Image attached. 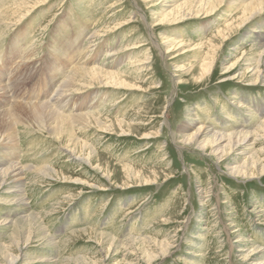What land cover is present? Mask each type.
I'll list each match as a JSON object with an SVG mask.
<instances>
[{
    "label": "rangeland",
    "instance_id": "obj_1",
    "mask_svg": "<svg viewBox=\"0 0 264 264\" xmlns=\"http://www.w3.org/2000/svg\"><path fill=\"white\" fill-rule=\"evenodd\" d=\"M16 1L0 0V15ZM186 2L47 0L0 22V120L12 138L0 140V172L27 169L0 187V264H258L262 166L235 174L241 151L217 156L185 140L201 126L253 133L264 122V12L240 27L241 9L225 0L212 16L160 24ZM167 41L184 46L168 53ZM207 56L214 66L202 78ZM77 68L120 73L133 87L67 86ZM42 104L71 117L76 152L36 117ZM88 114L99 123L79 120ZM254 140L247 157L264 148ZM29 215L43 231L27 242L29 227L16 224ZM109 239L117 246L107 262Z\"/></svg>",
    "mask_w": 264,
    "mask_h": 264
},
{
    "label": "bare ground",
    "instance_id": "obj_2",
    "mask_svg": "<svg viewBox=\"0 0 264 264\" xmlns=\"http://www.w3.org/2000/svg\"><path fill=\"white\" fill-rule=\"evenodd\" d=\"M46 1L47 0H19V1H16L12 5L14 7V9L13 8L12 9L11 8L10 9H6V11H4L3 14L0 15V22H4L5 23L6 20H12L10 17L20 18L21 16H25V13L30 12L31 9L35 8L37 5H40L41 3L46 2ZM242 1L241 0L240 1L232 0V2H231L233 5H235V6H237V7H239L241 9L242 17H240V19L242 20V22L240 24L241 25L240 27L244 26L245 24H248L249 21H251L253 18L255 19L259 15H262V13L264 12V0H251V2L248 3V4L246 2H242ZM143 2H146L148 5L151 4V6L154 7V5H152L153 4L152 3L153 0H143ZM224 2H225V0H187V2L184 5H182L181 7L179 6V8L176 9V10L179 11L178 15H180V16H177V18H175L174 21L169 20V16L173 15V11H170L167 14L163 13V15L165 17L163 19H160L159 21H160V24H176V23L182 22L184 20L191 19L193 17L194 18L200 17L201 14L202 15H206L207 17L208 16H212L219 9V7H221L223 5ZM31 3H33V5ZM24 11H25V13H23ZM180 11H181V13H180ZM184 11H185V13H184ZM153 13H155V12H153ZM218 35H222V31L221 30H219ZM225 38H226V36H225ZM165 43H167L169 46H171V48L168 49V53H170V52L173 53L176 50H179L180 48H182V46H184L182 44L172 43L171 41H167ZM212 46H213V44H212ZM262 47H263V45H262ZM133 49H137V48L135 47ZM263 54H264V51L262 52L261 55L263 56ZM113 56H115V54ZM208 56H209V54H208ZM208 56L204 59V61L202 63V78L207 76L208 74H210L211 71H212V68L214 66L213 58L210 59V57H208ZM139 63L141 64L140 61H139ZM251 69H252L251 71L254 72V74L257 75V77L255 79V83H257L260 80V78H261L259 67L255 66L254 68H251ZM225 79H227V78H225ZM85 80L88 81V82L86 81L87 84H88L87 87H90L93 84H95V85L96 84L105 85V86H114L115 88H131V87H133V86H131L130 82L126 79V77H124L120 73H116V72L112 73V72H107V71L104 72V71H102L100 69H97V68H93V69L77 68L76 70H74V72L70 76L69 81H67V86L69 85V86L74 87L76 85H81ZM231 80L233 81V79H231ZM81 86H86V85L82 84ZM65 93H67V92H65ZM33 112H34V114L36 115V117L38 119L46 120V122L48 121L50 123V124L47 123V124H49L48 126H50V128H51V129L49 128L48 130L49 131L50 130L53 131V134H55V136L58 139L61 140V139L64 138V140H66L68 142V144L66 145L67 146V150L70 149V151H72V152L77 150V148H74V145L75 144L77 145L79 142H77V139L75 137L76 133H75L74 125L71 123V117H67V116H64V115L56 112L48 104H42V105L38 106V108L35 109ZM12 113H13V111H12ZM73 117H76V116H73ZM78 118H79L80 121L81 120H85L87 123L90 122V124L92 123L91 121L94 120V119L98 123L100 121L99 119L96 118V116H91L89 114L88 115H82L81 117H78ZM56 121L58 122V124H54L53 125V123H56ZM76 122L78 123L79 121H76ZM86 122L83 121V123H86ZM190 123H193V122H190ZM82 126H83V124H82ZM10 127H11V124H10V122H8V120H5V119H1L0 120V131H2V133H0V140H2L3 142L6 141V140L12 139L11 137H8V135H6L7 131L10 130ZM120 127H122V124H121ZM128 127L131 128L130 126H128ZM190 128H191V125L188 124V125H184V127L181 128V129L183 131H185V130L190 129ZM243 130H244V128H243ZM243 130L237 131L236 133H231V134H226L224 132H218V131H214L213 133H210L209 129L204 128L203 126H201L193 134L187 136L185 142L189 143V144L197 145L200 149H204V150L207 149L210 146V147H212L211 152L213 154L217 155V156L230 154L232 152L234 153V152H237L236 150H239L241 152H239L237 155L245 156V159H244V162H243L242 165L237 166V167H233L232 168V172L235 173V174L236 173L240 174V175H242L244 177H246L248 175L255 176L256 173H258L259 166H262L261 174L263 175L264 174V163H263V159L260 157V153L264 152V148L261 149L260 151H257V153L255 155H252L250 157L249 156L247 157L249 152H246V149L248 148V150H250L252 147H254V142L252 143L253 139H255L254 140L255 143L258 142V139H260V141H264V122L262 123L260 128L258 130L256 129L257 131H255L253 133H251L249 131H245V130L243 131ZM83 145L84 144H82V149H83L84 146L86 147V145H84V146ZM79 147H80V145H79ZM89 159L90 158L88 157L87 161H89ZM25 170H27V169L26 168H21V167H18V166H12L11 168L0 172V183H1L0 187L2 185H6L7 182L10 181V180L11 181L14 180V182L19 181L20 178H21L20 176L22 175L23 171H25ZM125 170L128 171L129 173L132 172V169L129 168V167H126ZM35 171L38 172L37 170H35ZM105 171L107 173H109V170H105ZM30 172H31V170H30ZM18 225H19V227H18L19 231H23L24 230L23 228H24L25 225H27L29 227L28 230H30V234H29V237L27 238V242L32 239V237H33L32 235H34V237L39 236L40 234H42V231H43V229L38 224V218H37L36 215H29L28 218H27V221H24V222L20 221L19 223L16 224V226H18ZM15 233H16V230H15ZM92 233H93V231H92ZM15 236L17 237L16 234H15ZM96 238H97V240L100 241V238H102V239L103 238H107V236H105L103 234H99V235H96ZM104 241L101 242L102 245H104ZM107 241H108L107 243H109V248L107 247L108 248V253L107 254H108V256H110V257H108L107 262L108 261L110 262V260H112V258H113L111 256L110 252L117 245H116V242H115L114 239H109ZM132 241L135 244H137L138 246H139V244L141 245L140 248H143V250L145 251L144 254H145L146 257H148L149 260H153V259L156 258L155 257V253L150 251L148 249V247H147V245L150 244V242L140 241V240H137V239L136 240L134 239ZM156 242H155L156 246L157 245L161 246L162 247V252L165 254L166 253V249H167V248L165 249L166 246L164 247V244H161V243L159 244V243H156ZM97 243H98V241H97ZM128 243H131V242H128ZM166 243H168V242H166ZM134 246L135 245H133V247ZM104 248L106 249V247H104ZM2 251L5 252V249L4 250L2 249ZM21 252H22V250H21ZM256 252H257V249H254L251 253H248L245 256L246 260L248 258H250L251 256H253L254 254L256 255ZM260 254H261V256H260ZM259 256H260V257H258L259 258V262H257V263L258 264H264V261H263L264 260V253H259ZM8 257H9L11 263H14L16 258H17V257L11 258L12 257L11 255H8ZM256 259L257 258H255V260ZM89 261L90 260H85V262H87V263H89Z\"/></svg>",
    "mask_w": 264,
    "mask_h": 264
}]
</instances>
